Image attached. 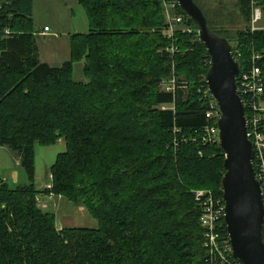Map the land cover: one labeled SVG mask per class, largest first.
<instances>
[{
  "label": "trees",
  "instance_id": "obj_1",
  "mask_svg": "<svg viewBox=\"0 0 264 264\" xmlns=\"http://www.w3.org/2000/svg\"><path fill=\"white\" fill-rule=\"evenodd\" d=\"M77 1L90 29L71 37L70 61L55 68L39 60L34 0H0V146L19 156L29 178L16 189L0 181V264H206L194 191L223 198L225 154L203 140L212 124L201 93L210 56L198 27L176 0L173 15L193 33L171 39L163 0ZM195 1L241 70L262 56L264 81V29H250V0H237L246 28L235 33ZM78 63L87 83L74 80ZM173 78L174 91H163ZM61 140L66 152L40 192L35 147ZM42 193L83 205L98 229L59 230L39 207Z\"/></svg>",
  "mask_w": 264,
  "mask_h": 264
},
{
  "label": "water",
  "instance_id": "obj_2",
  "mask_svg": "<svg viewBox=\"0 0 264 264\" xmlns=\"http://www.w3.org/2000/svg\"><path fill=\"white\" fill-rule=\"evenodd\" d=\"M196 23L200 41L210 56L208 88L221 111L219 145L225 154L222 180L225 224L234 257L243 264H264V198L256 178L254 148L248 138L247 118L238 94L240 66L228 39L214 33L195 0H177Z\"/></svg>",
  "mask_w": 264,
  "mask_h": 264
},
{
  "label": "built area",
  "instance_id": "obj_3",
  "mask_svg": "<svg viewBox=\"0 0 264 264\" xmlns=\"http://www.w3.org/2000/svg\"><path fill=\"white\" fill-rule=\"evenodd\" d=\"M250 2L252 8L250 29L252 32L262 30L264 29L261 26L264 18L263 11L256 0H250ZM163 3L167 19V28L164 31L165 37L169 39L173 38L174 33L178 30L193 33V30L185 25V17L182 15H173L175 1L163 0ZM49 30V27L45 28V32ZM168 51L175 54L177 50L173 46ZM236 53L238 54V52ZM233 57L235 59L234 55ZM235 60L238 63V60ZM261 60L262 56L256 54L253 57L250 68L240 69L237 77V88L247 118L248 138L254 148L255 174L261 185L264 198V81L262 69L258 65ZM168 82L171 84L168 92L174 91L176 88V79L173 78ZM201 93L204 97L203 99L209 106L206 117L209 122H212L211 125H208L204 129L203 140L206 144L219 143L218 121L221 117V111L208 85L205 88L203 87ZM49 188H51V185ZM194 195L202 209L200 225L204 231V247L209 257L206 264H243L233 255L231 240L225 224V203L223 198L217 197L211 190H197L194 191Z\"/></svg>",
  "mask_w": 264,
  "mask_h": 264
},
{
  "label": "rangeland",
  "instance_id": "obj_4",
  "mask_svg": "<svg viewBox=\"0 0 264 264\" xmlns=\"http://www.w3.org/2000/svg\"><path fill=\"white\" fill-rule=\"evenodd\" d=\"M199 2L205 8L213 23H223V27L233 33L246 28V25L240 18V12L236 8L237 0H199ZM54 5L55 4H51L49 6L46 3V6L43 8V3L39 0L35 10V17L38 21L44 24H50L51 26H53V24L58 25V21L59 23L60 21L65 22L67 18L61 20L60 16H57V19L56 15L54 16ZM78 7L77 12L75 13L76 16L74 15L75 21L73 24L76 23V28H81V25L83 26V24H81V17H84V15L87 16V13L83 7ZM214 14H218L219 16H214ZM175 15L178 16L177 14ZM86 18L88 19V16ZM261 26L264 27V18ZM84 28V32H89V21L86 22ZM164 31H166V27L163 32ZM46 44L48 48H52V46H55L57 43L49 39L46 40L44 46H46ZM83 67L84 64H75L73 76L75 81L87 83L88 79L83 72ZM170 87L171 84H169L167 80L161 84V89L163 91H169L168 88ZM6 151L8 150L0 148V176L5 178V182L11 189L28 185V175L21 163H19L13 156L15 153L12 154ZM64 152H66V143L64 140H61V142H58L55 146L42 147L37 145L35 147V188L38 191L43 192L48 184L51 185V168L55 164L57 157ZM50 195L51 198L48 202L49 205L46 204L47 200L45 197H38L39 207L44 212L55 215L57 228L59 230L69 228L98 229V221L91 216L89 211L83 205L72 203L62 197H57L52 194Z\"/></svg>",
  "mask_w": 264,
  "mask_h": 264
},
{
  "label": "crops",
  "instance_id": "obj_5",
  "mask_svg": "<svg viewBox=\"0 0 264 264\" xmlns=\"http://www.w3.org/2000/svg\"><path fill=\"white\" fill-rule=\"evenodd\" d=\"M40 2L43 3V8L46 6V3L49 6L51 4H55L53 7V12H54V16L56 15V19H57V16H60L61 20L67 18L65 22L60 21L59 23L58 21L57 22L58 25L53 24V26H51L50 24H44L38 21V19L35 17V10H36L37 4L39 3V0H34L32 18H33L35 34L37 38V45L39 49V60L41 61V63L48 64L51 67L61 68L66 62L70 61L71 59V37L73 35L86 34V32H84L85 31L84 25L86 24V22L89 21V19L86 18L87 17L86 15H84V17L83 16L81 17V21H82L81 24H83V26L81 25V28H76L77 27L76 23L73 24L75 21L74 15L77 12V9L79 8L78 6L82 7L77 0H51V1L50 0H40ZM55 8H56V11H55ZM47 27H49L50 30L48 32H45V28ZM79 29H82V30H79ZM89 29H90V23H89ZM49 39L57 43L55 46H52V48H48L47 44L46 46H44V44L46 43V40H49ZM80 64H83V63H80ZM0 148L3 150H8L6 152H10L12 154L15 153L14 151H12L11 149L7 147L0 146ZM13 156L16 158V160L19 163H21V160L16 153ZM0 181L6 183L5 178L1 176H0ZM49 186L50 184H48L46 188H49ZM50 196H51L50 194H47V195L40 194L39 195V197L46 198L47 205H49L48 202H49V199L51 198Z\"/></svg>",
  "mask_w": 264,
  "mask_h": 264
}]
</instances>
